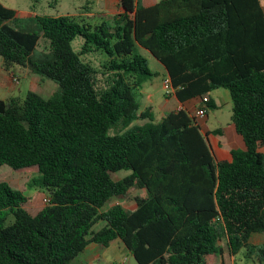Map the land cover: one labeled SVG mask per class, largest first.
Listing matches in <instances>:
<instances>
[{"label":"trees","instance_id":"obj_1","mask_svg":"<svg viewBox=\"0 0 264 264\" xmlns=\"http://www.w3.org/2000/svg\"><path fill=\"white\" fill-rule=\"evenodd\" d=\"M119 5L96 23L35 15L33 29L18 26L15 10L0 3L2 68L27 69L58 86L48 97L28 90L0 99V166L36 167L50 198L32 215L27 197L0 181V264H72L91 243L114 240L138 264H213L224 251L264 264V244L249 242L264 232L260 1ZM76 36L83 38L78 52ZM141 49L164 66L178 101L207 98L205 115L216 108L207 94L226 88L245 149L217 160L197 116L178 109L156 120L152 108L141 109V85L156 74ZM87 54L98 64L82 61ZM132 188L144 191L132 209L108 206Z\"/></svg>","mask_w":264,"mask_h":264},{"label":"rangeland","instance_id":"obj_2","mask_svg":"<svg viewBox=\"0 0 264 264\" xmlns=\"http://www.w3.org/2000/svg\"><path fill=\"white\" fill-rule=\"evenodd\" d=\"M0 3L8 8H12L16 12L18 19V26L21 28H36L35 15H76L89 6L90 9L96 10V4L88 0H0ZM90 23H96L100 21L99 17H87ZM83 44V38L76 36L71 41V48L74 52H78ZM46 46L45 42H41L39 49H43ZM141 54L146 58L149 68L156 74L151 76L148 80L142 83L141 88L146 92H152L155 96L153 103V110L156 118L162 117L164 113L159 111V103L163 102L168 97L169 91L163 88V81L165 77V70L160 62L147 50H140ZM36 58H40L39 50L33 52ZM81 60L86 62L93 59V62L97 65L99 57L93 54L81 55ZM96 59V60H95ZM101 83L106 82V76L100 75L98 77ZM46 83H50V88L47 84L40 83L39 89L43 91L44 97L50 96L58 88L57 84L48 78H44ZM20 97H24L29 90V86L26 82L20 85ZM223 88V87H222ZM227 93V90L222 89ZM227 96L219 95L218 109H210L207 112L208 119L206 126L209 129H213L220 124L225 126L226 122H229L231 116V100ZM141 109L145 107V100L140 93L138 94ZM173 106V102H170V106ZM198 106L194 105L192 113L196 111ZM169 112V111H168ZM164 115H166L168 113ZM128 172H120L117 178L125 176ZM0 181L7 183L12 189L20 191L27 197V201L24 203V208L32 215L36 214L43 206L44 192L39 186V175L36 167H28L24 169H13L6 164L0 166ZM144 191L139 188H132L130 190V196L128 198H113L108 206L119 203L126 209H132L135 206L134 197L143 196ZM102 222L97 223L94 228L97 229L102 226ZM239 257V256H238ZM238 260V259H237ZM243 264L246 263L245 259L241 257ZM72 264H138L130 252L125 248L119 240H114L109 246H99L91 243L86 250L79 254Z\"/></svg>","mask_w":264,"mask_h":264},{"label":"crops","instance_id":"obj_3","mask_svg":"<svg viewBox=\"0 0 264 264\" xmlns=\"http://www.w3.org/2000/svg\"><path fill=\"white\" fill-rule=\"evenodd\" d=\"M92 3L96 4V10L90 9V7L86 6L83 11H81L79 16H85V17H100L102 15H114L121 11L119 0H91ZM144 6H151L154 5L159 0H139ZM260 4L262 6L263 12H264V0H259ZM60 15V14H59ZM65 15V14H61ZM68 15V14H66ZM143 50V49H142ZM2 58L0 57V99H6L10 96H20V85L23 82H26L29 86V90L35 91L43 95V91L39 89V84L44 83L47 84L50 88V83H46L42 77L39 75H36L34 73L29 72L27 69H15L14 72L8 73L2 68ZM161 64V63H160ZM162 65V64H161ZM163 66V65H162ZM164 68V66H163ZM165 70V77H168L167 71ZM13 76L17 78V82L13 80ZM222 87L216 88L212 91H210L207 96L213 99L215 102L216 108L218 109V99L219 95L227 96L228 94L230 98L229 91L224 88V90H227V93L222 90ZM140 95L145 100V107H150L153 110V103L155 101V96L152 92H146L142 88H140ZM231 100V98H230ZM170 102H173V106H170ZM201 103H199L198 99H192L185 102H180L178 99L174 96L173 90L169 93L168 97L164 99V101L159 103V111L162 113H166V111L171 110H178V109H185L192 113V109L194 105L199 106ZM231 109H232V101H231ZM154 112V110H153ZM196 113L193 112L194 115ZM164 114H162L164 116ZM155 116V112H154ZM162 116V117H163ZM161 118V117H160ZM159 117L155 119L159 120ZM201 132L204 136H207V141L210 146V149L214 155V157L217 160L221 159H229L230 158V151L232 149H245L244 141L240 134H238L235 130V127L233 123L231 122V116L229 122H226L225 126H222L221 124L212 130L206 126V121L208 119V115L206 114L203 117H198ZM219 132H216V131ZM260 152L264 154V146L261 147ZM45 194V193H44ZM249 242L254 245H260L264 244V232H255L252 233L249 237ZM94 245V243H93ZM239 256V257H238ZM241 257H243L242 253H238L235 256L228 255L226 251H224L221 260L215 259L213 264H243V260H241ZM238 259V260H237ZM245 264H251V263H245Z\"/></svg>","mask_w":264,"mask_h":264},{"label":"built area","instance_id":"obj_4","mask_svg":"<svg viewBox=\"0 0 264 264\" xmlns=\"http://www.w3.org/2000/svg\"><path fill=\"white\" fill-rule=\"evenodd\" d=\"M14 81H18L17 78L15 76L12 77ZM163 88L168 90L169 92H171L173 89H172V86H171V82H170V79L169 77H166L163 81ZM207 100L206 97L203 98V102L197 107L196 109V113L194 114L195 116L197 117H203L205 116V113H206V107H205V104L204 102ZM50 201V198L48 195H44L43 197V203L44 205L48 204Z\"/></svg>","mask_w":264,"mask_h":264}]
</instances>
